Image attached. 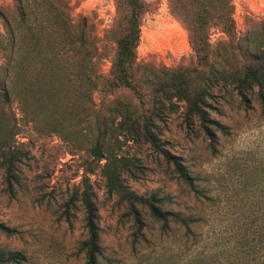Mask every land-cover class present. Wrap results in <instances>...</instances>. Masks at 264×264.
Here are the masks:
<instances>
[{"label": "rangeland", "instance_id": "obj_1", "mask_svg": "<svg viewBox=\"0 0 264 264\" xmlns=\"http://www.w3.org/2000/svg\"><path fill=\"white\" fill-rule=\"evenodd\" d=\"M145 1L150 11L141 26L140 75L145 71L158 81L183 74L210 91L206 111L218 123L211 124L213 139L197 116L186 118L184 100L172 99L153 118L164 148L180 158L193 185L150 143L117 131L114 153L137 163L122 176L126 191L138 199L136 207L108 191L104 160L90 150L95 112L104 113L111 98L137 115L146 105L127 88L112 96L96 91L93 100L85 93L80 73L87 57L97 59L103 75L111 71L117 7L115 0H73L65 49L57 33L54 40L42 34L37 48L21 42L10 55L19 61L16 73L13 61L8 65L3 57L0 35V65L6 63L11 92L9 102L0 98V222L15 229L0 230V249L24 253L22 264H86V212L75 198L85 175L99 212L100 264H264V105L257 86L244 98L234 77L246 64L238 41L253 30L264 35V0H234L235 37L213 27L207 61L169 0ZM0 9L20 23L12 0H0ZM76 31L84 33L82 42L75 40ZM51 42L58 47L52 49ZM8 150L18 151V182L11 188L2 164ZM148 200L186 222L155 218ZM135 211L143 218L142 233Z\"/></svg>", "mask_w": 264, "mask_h": 264}, {"label": "trees", "instance_id": "obj_2", "mask_svg": "<svg viewBox=\"0 0 264 264\" xmlns=\"http://www.w3.org/2000/svg\"><path fill=\"white\" fill-rule=\"evenodd\" d=\"M12 1L20 23L15 25L9 14L0 9V19L4 27V32L0 30L2 51L3 57L8 60V65L13 61L10 55L22 44L21 42L28 41L33 48L40 47L42 34L50 35L48 37L53 40L54 33L63 36L60 50L65 49L63 41L67 39L65 36L70 37L71 34L72 26H70L68 11L75 6L73 0ZM115 2L117 16L110 33L116 40V51L111 71L108 75L100 73L97 59L90 55L85 62L84 73L82 72L80 75L82 74V81L85 82V93L89 94L91 100H93V94L96 91H103L108 93L106 95L112 96L120 88H127L132 90L146 105L145 111L137 115V111L131 112L130 108L122 106L115 98H111L112 100L106 105L104 113L95 112V137L94 144L90 149L92 155L99 162L104 160L101 170L106 178L108 191L125 196L134 209L138 199L135 194L126 191L122 176L132 166H137V163L126 156H118L114 153L115 142L113 139L116 132L132 134V136L150 143L161 151L167 160L175 164L185 181L193 185V180L180 158L164 148L155 132L156 126L153 118L160 117L166 103L177 98L187 103L186 118L197 116L206 133L212 139L214 134L211 124L218 123L212 120L206 111L207 97L210 95L207 86H200L188 80L183 74L175 79L158 81L145 71L140 75L141 64L138 61V47L141 41L142 20L144 15L150 11V3L145 0H115ZM169 3L172 13L184 21L190 33L192 46L204 61H207L210 56L209 38L213 27H219L230 38L235 37L234 0H169ZM73 36L75 38L74 34ZM76 36V41L84 40V33L76 31ZM49 45L52 49L54 46L58 47L57 44L54 45V42ZM79 46L81 47V45ZM237 47L246 59L243 70L234 76L237 79L239 93L246 98V91L257 86L264 105V35L261 36L256 30L250 31L238 41ZM18 62L16 59L12 62V66L10 65L14 73H16L15 67L19 66ZM6 67V63L0 65V98L5 103L11 100V92L7 87L5 75ZM2 159L8 186L11 188L13 182H18L15 173L18 151H3ZM82 184V192L75 194V198L82 201L86 212L85 225L88 235L81 243V248L86 254V264H100V258L104 252L101 245L99 212L89 176L85 175ZM147 203L151 214L164 223L171 218L186 222L173 212L163 211L152 200H148ZM135 219L139 233H142L143 218L136 211ZM0 230L7 233L15 231L1 222ZM26 259L25 254L20 251L0 249V264H22Z\"/></svg>", "mask_w": 264, "mask_h": 264}]
</instances>
